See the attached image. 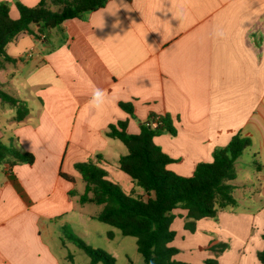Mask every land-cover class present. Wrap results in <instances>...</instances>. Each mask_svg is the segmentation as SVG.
Instances as JSON below:
<instances>
[{"label":"crops","instance_id":"0c3cea01","mask_svg":"<svg viewBox=\"0 0 264 264\" xmlns=\"http://www.w3.org/2000/svg\"><path fill=\"white\" fill-rule=\"evenodd\" d=\"M0 2L9 5L12 19L18 17L16 2L39 3ZM37 28L32 25L6 46L12 62L0 68V89L29 110L17 123L13 109L0 103V142L34 158L30 165H0V264H71L61 252L69 243L64 228L71 230L84 207L78 203L81 181L74 165L95 162L98 155L109 180L127 194H141L118 170L127 150L106 136L107 128L122 121L127 133L138 134L150 117L163 116L170 118L175 134L163 133L153 142L172 160L167 169L179 176L211 162L212 152L239 132L253 149L249 178L234 180L235 207L219 212L216 221H197L194 233L183 229L185 212L174 211L171 246L179 253L173 259L188 264L184 251L206 252L213 237L222 242L239 236L233 264H259L256 254L264 248V0H109L80 19L44 33ZM96 87L106 92L101 109L88 103ZM121 103L131 105L132 115ZM245 226L252 233L246 229L249 238L242 244L237 231ZM108 233L113 240L119 237Z\"/></svg>","mask_w":264,"mask_h":264},{"label":"trees","instance_id":"16d2710c","mask_svg":"<svg viewBox=\"0 0 264 264\" xmlns=\"http://www.w3.org/2000/svg\"><path fill=\"white\" fill-rule=\"evenodd\" d=\"M108 1L51 0V4L62 6L57 14L47 10L49 0H40L34 7L16 2V19L10 17L9 5L0 2V68L3 63L12 62L6 55V46L18 34L28 32L32 25L38 27V33H44L66 20L80 19L89 12L101 9ZM0 103L13 109V118L17 123L22 122L29 113L25 102L1 89ZM119 107L132 115L130 104L121 103ZM155 121L157 125L153 128L151 123ZM126 127V122L122 121L111 124L106 136L118 140L126 148L127 153L119 157L117 168L142 193L132 191L127 194L109 180L107 172L98 166L102 158L97 155L95 162L89 160L74 165L83 184L78 203L81 206H100L101 210L92 219L117 230L123 237L133 238L143 264H187L173 259L179 253L171 246L176 235L170 228L176 218L174 211L185 212L183 229L194 233L197 221H216L219 212L235 207L236 202L232 197L234 187L231 185L236 179L235 162L251 146V142L240 132L235 134L224 147L212 152L211 162L197 164L192 175L185 177L167 169L172 160L153 142L163 133L175 134L168 116L150 117L147 124L140 125L138 134L127 133ZM33 161L31 154L0 142V165H30ZM60 176L68 179L63 174ZM107 237L112 239V233H108ZM262 238L264 240V235ZM64 239L85 254L89 264H115L110 254L86 245L68 228H64ZM224 247L223 244H213L207 249L219 254ZM256 258L259 264H264V248L256 254ZM204 263L217 264L212 259Z\"/></svg>","mask_w":264,"mask_h":264},{"label":"rangeland","instance_id":"374dc122","mask_svg":"<svg viewBox=\"0 0 264 264\" xmlns=\"http://www.w3.org/2000/svg\"><path fill=\"white\" fill-rule=\"evenodd\" d=\"M252 150L253 149L251 148H247L235 163L236 176L238 180H247L250 176V173L254 169L251 156ZM231 185L235 189L238 185L237 180L231 182ZM78 191L82 193L81 183L78 185ZM233 191L232 197L235 200V198L237 199L239 192H237V188L234 194ZM100 210L101 207L94 204L84 205L83 209H81L82 216H77L78 218H75L73 224H71V232L75 236L80 238L86 245L92 248L101 249L110 254L114 258L115 264H143L141 256L136 252L135 240L133 238L123 237L117 230L102 223H99L96 220H90L85 217L96 215L97 213H99ZM249 213L252 214V212ZM246 229L249 230L250 234L252 233V230L250 231V227L247 226H245V229L243 231H237L243 237V242H241L242 244L245 241H248L249 238ZM110 231L116 232L117 235L119 234V237H116L114 240L109 239L107 237V234ZM237 239L239 241L241 240L239 236H235L233 238L227 237V239H225L224 241L219 242L216 240L215 237H213V239L208 242L207 247L213 244H223L225 247L222 252L218 254L207 249L206 252L205 250H199L189 255L186 254V252L184 251V256L182 257V259H188V264H205L203 260H207L209 258L215 260L218 264L219 257L221 255H224L222 256L223 258H221L220 260V264H233L232 258L234 261L235 255L239 252V249L237 247L239 241ZM61 252L66 254V260L69 263L72 262L73 264H89V259L87 258V256L71 243H68L67 247L64 250H61Z\"/></svg>","mask_w":264,"mask_h":264},{"label":"clouds","instance_id":"9594fccd","mask_svg":"<svg viewBox=\"0 0 264 264\" xmlns=\"http://www.w3.org/2000/svg\"><path fill=\"white\" fill-rule=\"evenodd\" d=\"M39 0H37V3ZM60 5L51 4V0H49V5L47 6V10L52 12L53 14H57L61 10ZM163 10V9H161ZM174 16V15H173ZM181 20L180 17L174 16ZM107 101L106 92L104 89L96 87L92 90L90 99L88 101L89 105L96 109H101Z\"/></svg>","mask_w":264,"mask_h":264},{"label":"built area","instance_id":"2783aa9c","mask_svg":"<svg viewBox=\"0 0 264 264\" xmlns=\"http://www.w3.org/2000/svg\"><path fill=\"white\" fill-rule=\"evenodd\" d=\"M156 125H157L156 121L151 123V127L153 128L156 127Z\"/></svg>","mask_w":264,"mask_h":264}]
</instances>
